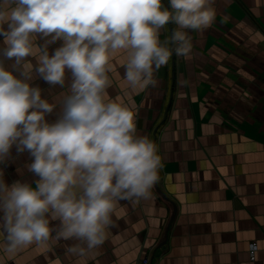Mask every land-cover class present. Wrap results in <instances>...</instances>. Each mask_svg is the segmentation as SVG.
Segmentation results:
<instances>
[{
  "label": "clouds",
  "instance_id": "1",
  "mask_svg": "<svg viewBox=\"0 0 264 264\" xmlns=\"http://www.w3.org/2000/svg\"><path fill=\"white\" fill-rule=\"evenodd\" d=\"M213 2L167 0L166 7L163 0H0L3 55L22 64L26 77L0 63V163L15 145L30 153L28 170L39 177L35 187L8 185L0 169V264L32 245L75 241L69 252L95 249L120 201L150 197L161 160L154 143L138 133L136 111L109 95V73L119 57L128 90L154 85V73L173 54H190L188 32L211 25ZM169 23L176 26L172 47L160 39ZM37 34L51 40L38 46ZM58 39L63 45L50 56L47 45ZM26 57L36 58L35 71L52 85L63 86L71 71L70 94L54 123L45 117L56 105L27 82L33 65Z\"/></svg>",
  "mask_w": 264,
  "mask_h": 264
},
{
  "label": "crops",
  "instance_id": "2",
  "mask_svg": "<svg viewBox=\"0 0 264 264\" xmlns=\"http://www.w3.org/2000/svg\"><path fill=\"white\" fill-rule=\"evenodd\" d=\"M212 7L211 25L188 32L190 54H173L154 73V85L128 90L119 57L109 73V95L136 111L138 133L154 143L161 160L150 197L120 201L95 249L69 252L75 241L32 245L7 264H136L147 254L150 264H264V0H214ZM175 27L160 30L168 47ZM49 40L37 34L35 43ZM62 45V39L48 43L49 55ZM5 47L0 37V63L26 79L22 64L3 55ZM25 61L33 65L27 82L56 105L45 117L54 123L70 94L71 71L63 86L52 85L35 71L36 58ZM31 162L27 150L13 145L0 163L5 183L35 187ZM251 243L261 249L254 261Z\"/></svg>",
  "mask_w": 264,
  "mask_h": 264
},
{
  "label": "built area",
  "instance_id": "3",
  "mask_svg": "<svg viewBox=\"0 0 264 264\" xmlns=\"http://www.w3.org/2000/svg\"><path fill=\"white\" fill-rule=\"evenodd\" d=\"M177 56V55H176ZM250 245H256L255 243H251ZM249 245V246H250ZM250 260H255V254L248 248ZM136 264H150V256L147 254L146 256L141 257Z\"/></svg>",
  "mask_w": 264,
  "mask_h": 264
}]
</instances>
